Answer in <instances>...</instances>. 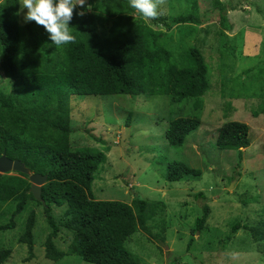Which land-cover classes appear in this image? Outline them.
Wrapping results in <instances>:
<instances>
[{
    "label": "trees",
    "instance_id": "1",
    "mask_svg": "<svg viewBox=\"0 0 264 264\" xmlns=\"http://www.w3.org/2000/svg\"><path fill=\"white\" fill-rule=\"evenodd\" d=\"M19 11L20 0L0 2V69L12 81L8 93L0 92V156L5 152L7 158L19 160L30 174L46 175L47 181L41 187V203L30 193L28 174L0 177V210L7 203L14 204L9 209V221L0 226V231L14 229L27 204L34 202L42 207L50 230L44 241L47 260L59 262L76 256L89 264H141L126 244L138 231L157 238L147 223L162 210V204L138 197L129 204L94 198L95 174L106 162L104 151L110 148L71 149L69 100L73 95L168 96L172 103L198 100L210 90L204 56L194 46L178 59L166 49L153 48L150 34L144 30L145 19L128 0H86L83 8L77 6L76 13H85L74 15L70 22L77 42L60 48L52 44L42 26L21 27ZM227 11L225 6L219 7L218 36L223 47L227 33L233 30ZM147 21L167 30L172 25L199 22L191 14L173 17L170 22L162 17ZM101 22L110 23L105 34L98 31ZM200 106L197 101L195 108ZM130 118L128 113L126 126ZM200 125L194 117L174 118L164 138L170 146L181 147ZM215 132L214 147L236 151V168H240L242 150L251 144L249 125L229 121ZM200 176V171L185 163H167L165 177L169 183L197 180ZM193 198L201 211L194 228L201 232L210 214L209 199L203 191ZM54 208L64 210L59 219L54 216ZM35 218L31 210L26 228L17 239L27 246L28 260L33 257ZM239 230L264 253V204L255 224L236 222L225 239L230 241ZM62 231L70 237L66 251L56 245ZM157 241L164 242L162 238ZM11 253L8 248H0V264L10 259Z\"/></svg>",
    "mask_w": 264,
    "mask_h": 264
},
{
    "label": "rangeland",
    "instance_id": "2",
    "mask_svg": "<svg viewBox=\"0 0 264 264\" xmlns=\"http://www.w3.org/2000/svg\"><path fill=\"white\" fill-rule=\"evenodd\" d=\"M220 6L226 7L233 24L225 47L218 36ZM26 11L20 9L19 25L37 26L25 21ZM161 12L160 17L169 22L187 14L199 20L172 25L169 30L147 20L143 26L152 47L166 49L176 59L191 46L199 49L208 65L210 90L198 100L179 103H172L168 96L73 95L69 100L71 149L110 148L104 151L106 162L92 184L96 200L129 204L138 197L162 204V210L147 223L157 238L138 231L126 244L141 264H264V253L243 230L230 241L225 239L236 222L255 224L264 204V0H166ZM109 27V22H101L98 31L105 34ZM11 83L0 69V92L8 93ZM128 113L131 118L126 126ZM177 117H194L201 125L181 147H172L164 132ZM229 121L250 127L251 144L242 150L240 168H236V151L214 147L216 129ZM171 161L200 171V178L167 182L166 167ZM199 191L209 199L210 207L201 232L194 228L201 211L193 195ZM13 206L12 202L2 206L0 226L9 221ZM31 210L36 216L35 244L28 260L27 246L17 239ZM63 211L54 208V216L59 219ZM49 231L42 207L29 202L16 227L0 231V248L12 252L5 264H89L76 256L47 260L44 241ZM159 238L164 242L159 243ZM69 239L62 231L56 245L66 251Z\"/></svg>",
    "mask_w": 264,
    "mask_h": 264
},
{
    "label": "clouds",
    "instance_id": "3",
    "mask_svg": "<svg viewBox=\"0 0 264 264\" xmlns=\"http://www.w3.org/2000/svg\"><path fill=\"white\" fill-rule=\"evenodd\" d=\"M86 0H20V9H27L24 19L42 26L49 34V39L57 48L77 42V36L70 26L74 15L83 16V11L76 13L77 6L83 8ZM132 9L145 20H155L162 14L161 6L166 0H128Z\"/></svg>",
    "mask_w": 264,
    "mask_h": 264
},
{
    "label": "water",
    "instance_id": "4",
    "mask_svg": "<svg viewBox=\"0 0 264 264\" xmlns=\"http://www.w3.org/2000/svg\"><path fill=\"white\" fill-rule=\"evenodd\" d=\"M11 172L28 174L30 182V193L36 201L43 203L41 197V187L46 183L47 176L30 174L29 170L23 166L19 160H11L6 157L5 152L0 156V177L9 175Z\"/></svg>",
    "mask_w": 264,
    "mask_h": 264
}]
</instances>
